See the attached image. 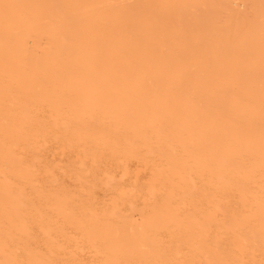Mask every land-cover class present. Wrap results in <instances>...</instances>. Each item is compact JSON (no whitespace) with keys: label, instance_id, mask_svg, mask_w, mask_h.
<instances>
[{"label":"bare ground","instance_id":"obj_1","mask_svg":"<svg viewBox=\"0 0 264 264\" xmlns=\"http://www.w3.org/2000/svg\"><path fill=\"white\" fill-rule=\"evenodd\" d=\"M12 1L0 264H264V0Z\"/></svg>","mask_w":264,"mask_h":264},{"label":"rangeland","instance_id":"obj_2","mask_svg":"<svg viewBox=\"0 0 264 264\" xmlns=\"http://www.w3.org/2000/svg\"><path fill=\"white\" fill-rule=\"evenodd\" d=\"M7 3H9V4H7ZM10 3H12V7H11V4ZM13 5H14V3H13V1L12 0H0V8L2 9V10H6V11H10V10H12V8H13ZM7 7V8H6ZM8 9V10H7ZM51 141V142H50ZM47 144V145H46ZM57 143L56 142H54L53 140H49L47 143H45V146L42 148V150H43V154H44V156L46 155V158L47 159H49V160H54V161H56V160H58L59 159V164H60V162L62 163V164H60V165H63L62 167H65V164H66V167L68 166V168L66 169V171L64 170V169H62V168H58L57 169V172H58V174L61 176V177H63L67 182H71L72 183V181L74 180V178H71V177H74L75 175L72 173L71 175H70V171H69V166H70V164H71V162H72V160L71 159H73L74 158V152H72V151H68V149H64V150H62L63 148H61L58 144L56 145ZM46 147V149H44ZM55 148V149H54ZM57 148V149H56ZM59 149V151H58V153H56L57 151H55V150H58ZM47 150H49V151H47ZM62 151H64V152H62ZM53 152H54V154H53ZM53 154V155H52ZM52 155V156H51ZM62 155H63V157H62ZM54 156H55V159H54ZM61 158H60V157ZM53 157V158H52ZM51 158V159H50ZM71 160V161H70ZM137 161V162H136ZM67 162H68V164H67ZM137 165V167H136V165ZM140 164H142V165H140ZM135 165V166H134ZM142 166V167H141ZM128 167H129V171H130V173H129V175L128 176H126V178L128 179L127 180V183H129V184H131L129 181V179H131L132 180V178L134 177L135 178V176L137 175V173H138V179L139 180H146V178L151 174V166L150 165H145L143 162H141V161H139V160H137V159H131V160H129L128 161ZM135 167H136V169H135ZM140 167V168H139ZM143 167H145V168H143ZM64 170L63 172H61L60 173V170ZM141 169H143V171L141 170ZM61 170V171H62ZM134 171H135V173H134ZM64 174H66V175H64ZM74 175V176H73ZM68 178H67V177ZM70 177V178H69ZM71 179V180H70ZM70 180V181H69ZM97 190L99 191V194H103V188H100V187H98L97 188ZM85 255H86V257H88L87 259H89V254H86L85 253ZM92 258V256H90V259Z\"/></svg>","mask_w":264,"mask_h":264}]
</instances>
